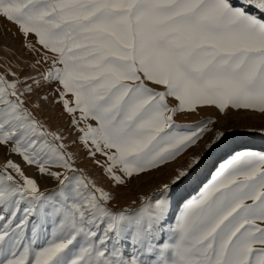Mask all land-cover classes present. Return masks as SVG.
<instances>
[{"label": "snow or ice", "instance_id": "obj_1", "mask_svg": "<svg viewBox=\"0 0 264 264\" xmlns=\"http://www.w3.org/2000/svg\"><path fill=\"white\" fill-rule=\"evenodd\" d=\"M3 23L22 53L0 64V264H264V150H234L173 212L220 119L264 118V0H0Z\"/></svg>", "mask_w": 264, "mask_h": 264}, {"label": "rangeland", "instance_id": "obj_2", "mask_svg": "<svg viewBox=\"0 0 264 264\" xmlns=\"http://www.w3.org/2000/svg\"><path fill=\"white\" fill-rule=\"evenodd\" d=\"M8 30L4 36L3 42H0V64L9 61L13 64L16 63V56H20L22 49L20 48L19 40L12 38V33L15 28L11 24L3 23L0 26V32ZM15 54V56H14ZM43 117L48 119L49 124L53 127H62L63 120L60 118L51 119L52 110L47 109L42 113ZM208 115V113H201L200 116ZM199 116L178 117L177 123H192ZM215 119V115L213 114ZM218 128L228 129V138L221 146L213 149L204 156V159L192 176L180 185L177 189V195L173 203V212H177L182 204L188 200L197 198L202 188L211 181L212 173L220 163L230 158L234 150H242L248 148L251 150L261 151L264 150V134H261V128L264 127V118L257 115L246 113H230L228 117L221 118ZM211 136L208 133L205 137L207 140ZM204 148V141L200 142V147L194 148L185 157H181L174 164H170L166 169L160 173H155L150 177H141L139 180H134L127 188L117 189L116 199L113 201L115 208H123L126 206L135 207L131 205L139 194H149L158 186V184L166 180L172 174V170L178 166H184L188 157L193 154L201 153ZM77 149H73L76 151ZM3 161V156H0V162ZM87 166V162L84 165ZM92 175L96 172L91 168L88 169ZM31 173V170H29ZM41 188L53 187L52 182L47 180L40 181Z\"/></svg>", "mask_w": 264, "mask_h": 264}]
</instances>
